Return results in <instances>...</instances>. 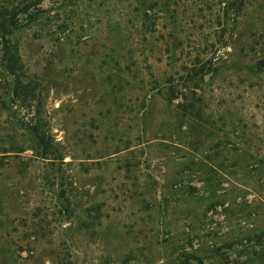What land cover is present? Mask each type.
<instances>
[{
    "label": "rangeland",
    "instance_id": "1",
    "mask_svg": "<svg viewBox=\"0 0 264 264\" xmlns=\"http://www.w3.org/2000/svg\"><path fill=\"white\" fill-rule=\"evenodd\" d=\"M160 1L142 27L132 0H0V264H237L259 249L264 0L233 19L221 0ZM5 40L36 86L25 104Z\"/></svg>",
    "mask_w": 264,
    "mask_h": 264
},
{
    "label": "trees",
    "instance_id": "2",
    "mask_svg": "<svg viewBox=\"0 0 264 264\" xmlns=\"http://www.w3.org/2000/svg\"><path fill=\"white\" fill-rule=\"evenodd\" d=\"M136 7H134V10H138L141 13V26H146V21L149 20V24L153 25L152 27H155L156 22L154 19H156V15L154 13H151V10L157 5H163V9L166 11L165 3H161L160 0H132ZM225 1L223 6V17L228 16L232 14V19L239 17L244 10L248 6H250L255 0H221ZM145 36L142 35V40H145ZM3 44V55L5 56V66L8 70V72L12 75V83L10 89V95L11 97L15 96L17 101H20V103L25 104L26 101L33 100L36 98V86L35 83H31L30 80L25 81L24 80V69L23 64L21 62V58L18 52V48L10 47ZM264 54V52H263ZM208 69V68H207ZM7 99H0V108L4 110H8L9 101ZM14 100V99H13ZM35 132H33V135L35 137L37 145L40 147L41 151H39V154L42 158L46 159L48 158L49 149L51 147L50 142L46 139V136L44 133H41L34 129ZM33 130V131H34ZM5 151H12V150H5ZM0 209H1V200H0ZM251 238V237H250ZM252 240H254L255 243L259 244V249L254 250H243V247H239L236 249L237 254L239 255L241 260H237V264H249L252 260V258H256L258 260H264V230L255 233L253 235ZM242 244V241L240 242ZM239 246V245H238Z\"/></svg>",
    "mask_w": 264,
    "mask_h": 264
}]
</instances>
